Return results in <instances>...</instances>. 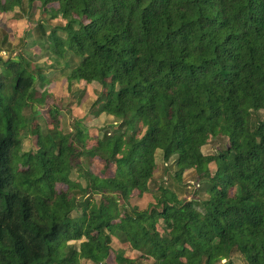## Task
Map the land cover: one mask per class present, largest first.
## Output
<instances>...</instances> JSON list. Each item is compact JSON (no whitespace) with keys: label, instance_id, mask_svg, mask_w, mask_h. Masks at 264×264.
Returning <instances> with one entry per match:
<instances>
[{"label":"trees","instance_id":"1","mask_svg":"<svg viewBox=\"0 0 264 264\" xmlns=\"http://www.w3.org/2000/svg\"><path fill=\"white\" fill-rule=\"evenodd\" d=\"M22 2L0 0V10L24 11ZM27 2L41 14L56 3L60 16L34 26L49 47L45 77L80 89L77 106L98 83L91 112L117 126H98L99 149L77 122L57 134L40 125L39 111H23L42 69L22 49L0 58V264H108L112 237L139 253L117 249L115 264H236L234 253L264 264V0ZM24 37L25 47L39 43ZM58 114L50 109L51 124ZM215 137L227 143L203 153ZM157 152L174 161L175 178L195 170L205 195L179 199L159 183L144 208L132 204L149 189ZM81 154L103 158L112 175L83 169Z\"/></svg>","mask_w":264,"mask_h":264},{"label":"rangeland","instance_id":"2","mask_svg":"<svg viewBox=\"0 0 264 264\" xmlns=\"http://www.w3.org/2000/svg\"><path fill=\"white\" fill-rule=\"evenodd\" d=\"M24 11H18L14 9L12 11H3L0 10V58H6L7 56L17 57L18 52L22 49L30 58V66L34 65L39 66L41 74L38 77L35 87L32 90V100L28 107L24 109L25 114H32V110L39 111V114L35 116L36 121L41 125H49L56 134L58 131L67 132L70 131L74 123H79V125L85 126L86 130L88 128L89 139L87 141V147L97 146L99 149H103V142L101 141L102 131L98 129V126L107 124V127L117 126L115 122L116 118L112 115L101 113L99 116H95L91 112V104L97 98L98 94L101 92V88L98 83L91 82L86 85V93L80 104L77 106L76 101L79 100L80 89L70 93L65 79H51L45 77V73L50 69L48 60L49 47L46 38L39 37L34 31V26L37 22L44 23V28H49V23L51 25L60 23V16L57 11V4L51 3L48 7V13L41 14L39 2H33L28 4L27 0H22ZM60 35L65 33L62 30H58ZM24 35H32L36 40H39L37 43H32L31 45L25 47L23 44L26 43V37ZM6 38V45L3 46L1 41L3 38ZM39 37V38H38ZM12 49H8V45ZM40 46V47H39ZM3 67L0 64V72H2ZM74 85L83 87L80 83H75ZM76 89V88H75ZM43 92H46V95L41 99ZM76 105V106H75ZM59 109L58 122L51 124L50 118V109L53 107ZM261 117H264V108L259 110ZM53 125V126H52ZM112 131H115L114 128H110ZM130 133V131H128ZM34 142V135L28 134L23 140L22 150L28 151L32 149ZM227 143L225 137H215L208 139L206 144L202 147L203 153H215L218 148H221L224 144ZM78 159L82 162L83 169H88L90 171L97 172L102 176L112 175L113 166L107 164L106 161L99 157L98 155L93 157H88L87 155H78ZM156 170L154 172L152 180L149 182V189L141 197L133 196L130 199L132 204H136L140 208H144L149 201L153 200V193L157 190L156 186L163 184L166 187H169L171 190L176 192L179 199L191 198L194 195H201L203 197L205 194L200 190L202 183L199 180V176L193 169L186 170L181 177L175 178L174 172L176 167L174 161L170 159L165 162L162 160L161 153H156ZM211 168H214V163L210 164ZM83 170L73 167L70 172V177L75 182H82L83 180ZM56 188L66 189V186L63 184H57ZM197 190V191H196ZM202 193V194H201ZM158 230L161 232V227L158 225ZM69 243L78 244L77 241H70ZM117 249H123L127 257L135 258L138 256V252L131 249L128 243L120 242L116 237H112L111 242V253L110 256L106 259L108 264H115L113 262L114 251ZM233 259L236 264H246L242 259L239 253H234ZM150 261H144L143 264H150ZM83 264H90L89 262Z\"/></svg>","mask_w":264,"mask_h":264}]
</instances>
